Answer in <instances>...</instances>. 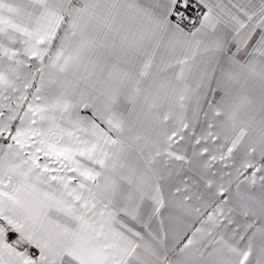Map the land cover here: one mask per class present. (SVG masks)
I'll list each match as a JSON object with an SVG mask.
<instances>
[{
    "label": "snow or ice",
    "instance_id": "6c2138e0",
    "mask_svg": "<svg viewBox=\"0 0 264 264\" xmlns=\"http://www.w3.org/2000/svg\"><path fill=\"white\" fill-rule=\"evenodd\" d=\"M0 264H264V0H0Z\"/></svg>",
    "mask_w": 264,
    "mask_h": 264
}]
</instances>
